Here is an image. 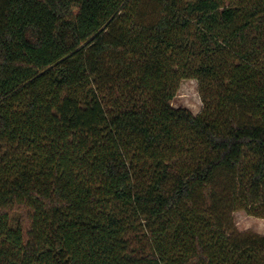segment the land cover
Instances as JSON below:
<instances>
[{"label": "trees", "instance_id": "obj_1", "mask_svg": "<svg viewBox=\"0 0 264 264\" xmlns=\"http://www.w3.org/2000/svg\"><path fill=\"white\" fill-rule=\"evenodd\" d=\"M238 208L264 217V0H0V264H264Z\"/></svg>", "mask_w": 264, "mask_h": 264}, {"label": "rangeland", "instance_id": "obj_2", "mask_svg": "<svg viewBox=\"0 0 264 264\" xmlns=\"http://www.w3.org/2000/svg\"><path fill=\"white\" fill-rule=\"evenodd\" d=\"M171 105L175 108L185 107L194 115L198 114L203 101L199 93V82L195 78H185L179 83ZM19 210H14L11 214L12 220L18 219ZM233 221L239 231H251L264 235V217L249 214L246 210L238 208L233 212Z\"/></svg>", "mask_w": 264, "mask_h": 264}]
</instances>
